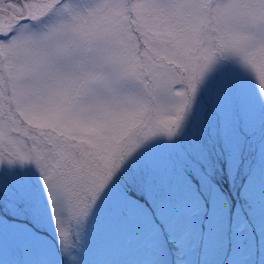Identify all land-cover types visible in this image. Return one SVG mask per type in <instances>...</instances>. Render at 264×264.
Returning a JSON list of instances; mask_svg holds the SVG:
<instances>
[{
	"label": "rangeland",
	"instance_id": "obj_1",
	"mask_svg": "<svg viewBox=\"0 0 264 264\" xmlns=\"http://www.w3.org/2000/svg\"><path fill=\"white\" fill-rule=\"evenodd\" d=\"M156 1L0 20V264H264V0Z\"/></svg>",
	"mask_w": 264,
	"mask_h": 264
},
{
	"label": "flooded vegetation",
	"instance_id": "obj_2",
	"mask_svg": "<svg viewBox=\"0 0 264 264\" xmlns=\"http://www.w3.org/2000/svg\"><path fill=\"white\" fill-rule=\"evenodd\" d=\"M71 0H0V20L6 21L8 17H30L44 19L56 16L54 11L65 9ZM23 15H20V14Z\"/></svg>",
	"mask_w": 264,
	"mask_h": 264
},
{
	"label": "trees",
	"instance_id": "obj_3",
	"mask_svg": "<svg viewBox=\"0 0 264 264\" xmlns=\"http://www.w3.org/2000/svg\"><path fill=\"white\" fill-rule=\"evenodd\" d=\"M131 194H132V195H134L135 193L132 191V192H131ZM140 198L144 200V198H143V197H141V196H140Z\"/></svg>",
	"mask_w": 264,
	"mask_h": 264
}]
</instances>
